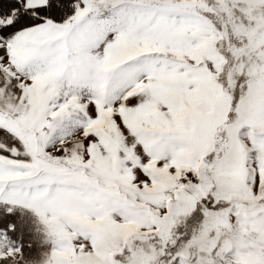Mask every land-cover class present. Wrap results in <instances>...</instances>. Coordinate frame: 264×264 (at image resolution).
<instances>
[{"label": "snow or ice", "instance_id": "1", "mask_svg": "<svg viewBox=\"0 0 264 264\" xmlns=\"http://www.w3.org/2000/svg\"><path fill=\"white\" fill-rule=\"evenodd\" d=\"M0 264H264V0H0Z\"/></svg>", "mask_w": 264, "mask_h": 264}]
</instances>
